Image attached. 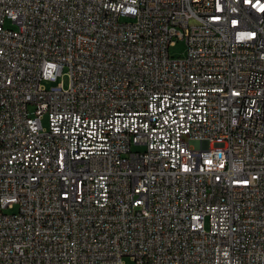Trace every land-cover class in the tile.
Instances as JSON below:
<instances>
[{
    "label": "built area",
    "instance_id": "1",
    "mask_svg": "<svg viewBox=\"0 0 264 264\" xmlns=\"http://www.w3.org/2000/svg\"><path fill=\"white\" fill-rule=\"evenodd\" d=\"M0 264H264V0H0Z\"/></svg>",
    "mask_w": 264,
    "mask_h": 264
},
{
    "label": "rangeland",
    "instance_id": "2",
    "mask_svg": "<svg viewBox=\"0 0 264 264\" xmlns=\"http://www.w3.org/2000/svg\"><path fill=\"white\" fill-rule=\"evenodd\" d=\"M3 27L7 28V29L13 28L11 23L8 21L4 22ZM184 48L185 47H184V44L182 41H175L173 46L169 47L168 54L170 57H173V58L181 57L183 52H184ZM62 82L64 85L66 84V80H64V79L62 80ZM42 125H43V127L46 126V119L45 118L42 120ZM131 149H132V151L138 150V148H135V147H132ZM124 261H127V259H124Z\"/></svg>",
    "mask_w": 264,
    "mask_h": 264
}]
</instances>
